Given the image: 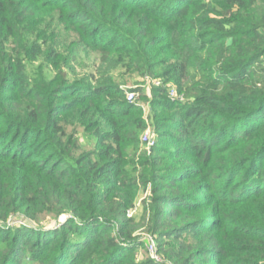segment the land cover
Instances as JSON below:
<instances>
[{
	"label": "trees",
	"instance_id": "trees-1",
	"mask_svg": "<svg viewBox=\"0 0 264 264\" xmlns=\"http://www.w3.org/2000/svg\"><path fill=\"white\" fill-rule=\"evenodd\" d=\"M0 264H264V0H0Z\"/></svg>",
	"mask_w": 264,
	"mask_h": 264
},
{
	"label": "built area",
	"instance_id": "built-area-1",
	"mask_svg": "<svg viewBox=\"0 0 264 264\" xmlns=\"http://www.w3.org/2000/svg\"><path fill=\"white\" fill-rule=\"evenodd\" d=\"M149 82H153L154 85H161V81L159 79H152V78L146 77V84H148ZM168 95H169V98H171L172 100L176 99L177 95H176L175 88H170ZM134 96L135 95L133 94V92H129L127 94V100L128 101L133 100ZM141 141L146 143V146L148 149H150L151 147L155 145V136L150 126H148L142 133ZM135 211H136V208L128 209L126 213L127 217H131L135 213ZM147 250L151 258L155 259L156 261L161 260L160 257L156 253L155 242L152 237H149V241L147 244Z\"/></svg>",
	"mask_w": 264,
	"mask_h": 264
},
{
	"label": "rangeland",
	"instance_id": "rangeland-1",
	"mask_svg": "<svg viewBox=\"0 0 264 264\" xmlns=\"http://www.w3.org/2000/svg\"><path fill=\"white\" fill-rule=\"evenodd\" d=\"M84 64H91V62H90V59L88 58L85 62H84ZM155 138H156V136H155ZM145 196H146V193H141L139 196H138V198H137V203H136V205H135V208L137 209V215H140L141 213H142V210H143V201H144V199H145Z\"/></svg>",
	"mask_w": 264,
	"mask_h": 264
},
{
	"label": "water",
	"instance_id": "water-1",
	"mask_svg": "<svg viewBox=\"0 0 264 264\" xmlns=\"http://www.w3.org/2000/svg\"><path fill=\"white\" fill-rule=\"evenodd\" d=\"M63 219H64V216H61V217H60V220H63Z\"/></svg>",
	"mask_w": 264,
	"mask_h": 264
}]
</instances>
